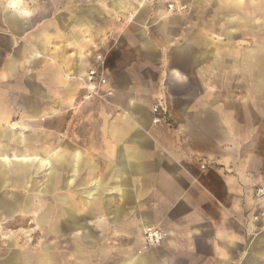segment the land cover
Wrapping results in <instances>:
<instances>
[{"label":"crops","instance_id":"obj_1","mask_svg":"<svg viewBox=\"0 0 264 264\" xmlns=\"http://www.w3.org/2000/svg\"><path fill=\"white\" fill-rule=\"evenodd\" d=\"M80 12L61 13V28L87 19ZM257 14L254 9L247 45L239 44L244 30L234 44L228 30L215 37L210 24L199 34L203 41L193 30L185 43L179 30L169 34L171 23L149 30L136 20L121 26L119 46L100 50L94 34L103 28L92 34L77 22L74 39L53 45L51 37H37V20L47 17L32 0H0L1 140L19 142L14 116L60 117V129H45L51 155L3 152L0 163L9 169L3 177L23 182L43 169L44 193L60 181L62 217L77 214L60 223L77 230L74 263L63 251L58 259L47 249L36 261L264 264V198L254 196L264 185V50ZM96 55L113 91L107 102L88 97L80 81ZM158 103L166 115L154 125ZM9 206L16 212L15 201ZM146 227L166 235L160 246L141 250ZM2 258L1 264H29L17 254Z\"/></svg>","mask_w":264,"mask_h":264},{"label":"rangeland","instance_id":"obj_2","mask_svg":"<svg viewBox=\"0 0 264 264\" xmlns=\"http://www.w3.org/2000/svg\"><path fill=\"white\" fill-rule=\"evenodd\" d=\"M32 2L37 12H45L47 17V20H37L38 39L43 38L44 35L49 36L53 45L61 46L62 37L74 39L73 35L78 29L77 22L82 21L83 28L92 34L95 33L94 29L105 30L94 34L99 42L100 50L104 47L119 46L123 38V34L119 33L121 26L125 23L132 24L136 20L141 21L142 26L148 27L149 30L159 28L158 26L163 28L168 26L166 23H171L173 30L169 34H175L174 32L179 30L178 34L184 36L185 43L189 41V36L193 35V30L198 32V43L203 41V37L199 34L204 35L206 25L211 24L215 37L221 31L228 30L229 34L233 35L231 43L235 44L237 35L244 30L245 38L239 44H251L253 22L250 18L255 9L258 13L256 19L260 20L259 42L264 50V0H169L173 5L172 9H169L166 0H32ZM67 5L68 10H66ZM115 7L117 11L123 13L114 14ZM66 11L70 13L82 11L85 16L87 15V19L69 20L68 30H65L66 25L62 29L61 25L64 22L61 20V13ZM216 15L220 17L226 15L227 20H216ZM45 24L48 27L44 29ZM189 30H191L190 33H188ZM159 38L160 36L157 40H160ZM84 88L88 97L98 98L91 94L87 86L84 85ZM98 99L107 102L105 98ZM261 105L263 109L264 101ZM12 121L20 124L19 128L22 131L14 134L17 138L20 137L19 142L16 144L13 143L12 138L1 140L0 137V154L5 152L7 156H11L15 149V151L27 150L40 157H44L47 150L49 156L51 155V150L46 149V136L50 133H46L45 129L50 128V125L60 129V117L49 118L46 122L45 116L37 118L14 116L10 122ZM7 125L6 128L9 130ZM53 140L54 144H59L61 140L59 132H53ZM56 151L54 149V155ZM7 171L9 169L4 168L0 163V174H2L0 175V264L3 262L2 255L12 254L26 258L22 260V263L40 264L36 259L45 249L56 255L58 259L63 251L68 254L69 261L74 263L77 230L61 228L60 223L61 220L71 223L77 214L62 217L60 181L54 179L53 188L46 194L43 191L46 180L43 169H34L23 182L5 179L3 175ZM14 201L18 208L15 209L16 212L11 213L8 208ZM62 237L65 238L63 242L67 243L63 249L61 248ZM141 250H143L142 246Z\"/></svg>","mask_w":264,"mask_h":264},{"label":"built area","instance_id":"obj_3","mask_svg":"<svg viewBox=\"0 0 264 264\" xmlns=\"http://www.w3.org/2000/svg\"><path fill=\"white\" fill-rule=\"evenodd\" d=\"M169 9L173 8V5L166 0ZM95 65L90 67L85 76L80 79V81L87 86L88 90L94 96L104 99L112 96V89L109 87V80L104 73V62L100 55H96L94 58ZM102 88H105L104 90ZM153 119L152 124H160L163 120V116L166 115V110L161 106V104H156L152 107ZM205 166L202 165L201 169ZM254 196L256 199L264 198V185L255 187ZM259 218L264 219V211L259 213ZM258 216L254 217L257 220ZM143 244L142 249L148 250L160 246V244L165 239L166 235L156 227H146L143 230Z\"/></svg>","mask_w":264,"mask_h":264},{"label":"clouds","instance_id":"obj_4","mask_svg":"<svg viewBox=\"0 0 264 264\" xmlns=\"http://www.w3.org/2000/svg\"><path fill=\"white\" fill-rule=\"evenodd\" d=\"M11 7H13V8H17L18 5H16V4H12Z\"/></svg>","mask_w":264,"mask_h":264},{"label":"bare ground","instance_id":"obj_5","mask_svg":"<svg viewBox=\"0 0 264 264\" xmlns=\"http://www.w3.org/2000/svg\"><path fill=\"white\" fill-rule=\"evenodd\" d=\"M48 166V165H47Z\"/></svg>","mask_w":264,"mask_h":264}]
</instances>
